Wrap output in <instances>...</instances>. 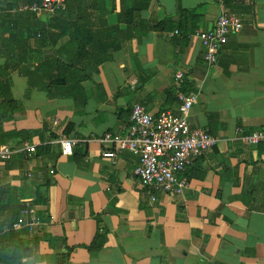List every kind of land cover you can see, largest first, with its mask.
Returning <instances> with one entry per match:
<instances>
[{
	"label": "crops",
	"instance_id": "0c3cea01",
	"mask_svg": "<svg viewBox=\"0 0 264 264\" xmlns=\"http://www.w3.org/2000/svg\"><path fill=\"white\" fill-rule=\"evenodd\" d=\"M220 4L239 15L241 27L209 65L195 32L212 26ZM114 6L108 24L116 23L118 0ZM195 7L194 27L186 18L177 33L151 30L124 41L81 81L79 104L48 97L18 72L64 40L51 45L38 34L34 23L51 12L6 11L12 19L0 26V83L7 77L9 88L0 95V145H32L34 152L0 160V217L28 202L43 219L31 232L47 237L21 264H48L67 249L66 264H264V145L243 139L264 128V0H147L138 14L152 22ZM177 70L195 92L190 124L216 141L185 172L183 191L167 194L137 181L135 153L102 157L109 144L99 137L125 132L132 103L150 113L174 110ZM61 139L70 141L69 153H61ZM97 235L102 245L90 248Z\"/></svg>",
	"mask_w": 264,
	"mask_h": 264
},
{
	"label": "trees",
	"instance_id": "16d2710c",
	"mask_svg": "<svg viewBox=\"0 0 264 264\" xmlns=\"http://www.w3.org/2000/svg\"><path fill=\"white\" fill-rule=\"evenodd\" d=\"M33 1L38 0H23L22 3L29 4ZM228 2L229 0H223L225 5ZM17 4L8 2L6 7H1L2 28L9 26L12 19V14L6 11L18 9ZM146 6L147 0H118L116 23L108 24L105 15L114 10V0H66L63 8L52 12L45 22L34 23L38 34L44 36L48 44L53 45L62 37L64 40L48 54L36 59L35 63L18 67V72L26 76L28 86L45 91L48 97L66 96L72 98L74 104L82 103L85 92L80 85L81 81L90 79L97 66L108 60L111 53L119 49L124 41L132 37L140 38L151 30L162 32L175 29L178 32L186 18L195 26L193 17L197 7L178 8L174 17L167 16L160 21L147 22L138 14ZM119 23H123L124 27H119ZM4 74L0 71V76ZM188 84L189 80L184 78L177 90H186ZM8 88L9 80L4 77L0 83V95H4L5 90L8 92ZM172 91L173 87L165 90L166 93ZM39 149L42 151L45 147ZM22 206V203H15L6 215L0 217V261L6 264H21L33 253L37 242L41 238H47L46 235L29 232L24 227H12ZM102 242V236L97 235L90 248L97 249ZM68 255L69 249L52 254L48 264H66ZM41 258L42 256H38L35 259Z\"/></svg>",
	"mask_w": 264,
	"mask_h": 264
},
{
	"label": "built area",
	"instance_id": "2783aa9c",
	"mask_svg": "<svg viewBox=\"0 0 264 264\" xmlns=\"http://www.w3.org/2000/svg\"><path fill=\"white\" fill-rule=\"evenodd\" d=\"M66 0H38L31 3H21L18 9L37 13L39 10L49 12L63 8ZM2 4L0 0V10ZM241 19L238 14L224 9L220 4L211 27L197 30L202 58L207 64H213L228 34L239 31ZM173 33H177L174 29ZM183 75L180 71L173 73L177 87L182 84ZM177 103L174 110L163 109L150 113L144 105L132 103L128 113V122L123 134L104 132L99 141L109 144L101 150V156L111 162L121 151L127 150L137 155V163L133 174L137 181L151 191L167 194H180L187 186L185 172L194 159L214 145L216 138L206 130L191 125L188 119L190 106L195 98L192 90H177ZM243 139L251 144L261 142L264 145V128L253 129L243 135ZM70 141L61 139V153L70 152ZM34 152L32 145L10 147L0 145V160L9 159L14 153L29 155ZM154 200V195H150ZM16 220L12 223L14 229L25 228L31 232L36 225L43 222L33 206L22 202Z\"/></svg>",
	"mask_w": 264,
	"mask_h": 264
},
{
	"label": "rangeland",
	"instance_id": "374dc122",
	"mask_svg": "<svg viewBox=\"0 0 264 264\" xmlns=\"http://www.w3.org/2000/svg\"><path fill=\"white\" fill-rule=\"evenodd\" d=\"M7 3H8V2H5V5H7ZM5 5H4V7H6Z\"/></svg>",
	"mask_w": 264,
	"mask_h": 264
}]
</instances>
